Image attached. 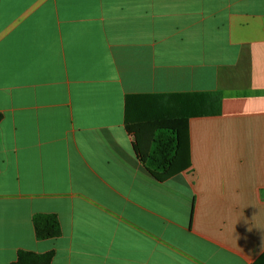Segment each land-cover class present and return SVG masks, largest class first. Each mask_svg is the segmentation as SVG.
Wrapping results in <instances>:
<instances>
[{
    "label": "crops",
    "instance_id": "1",
    "mask_svg": "<svg viewBox=\"0 0 264 264\" xmlns=\"http://www.w3.org/2000/svg\"><path fill=\"white\" fill-rule=\"evenodd\" d=\"M0 113V264H264V0H0Z\"/></svg>",
    "mask_w": 264,
    "mask_h": 264
},
{
    "label": "trees",
    "instance_id": "2",
    "mask_svg": "<svg viewBox=\"0 0 264 264\" xmlns=\"http://www.w3.org/2000/svg\"><path fill=\"white\" fill-rule=\"evenodd\" d=\"M1 118L2 115L0 114V120ZM185 121V119L173 120L171 122L159 124L156 127V130H158L156 134L154 131L149 151L144 152L140 147H138L137 143L134 145L136 152L139 154L141 159L145 161L149 171L158 180H163L175 172L172 168L174 162L180 156V151L182 149L181 133L186 127L185 124H182V127L178 124ZM174 124H177V126ZM36 220L37 218L34 219L37 234L41 236ZM50 258L51 253L35 255L27 252H19L17 260L14 264H48Z\"/></svg>",
    "mask_w": 264,
    "mask_h": 264
},
{
    "label": "rangeland",
    "instance_id": "3",
    "mask_svg": "<svg viewBox=\"0 0 264 264\" xmlns=\"http://www.w3.org/2000/svg\"><path fill=\"white\" fill-rule=\"evenodd\" d=\"M1 115H2V113H0ZM2 117H3V115H2ZM2 119V118H1ZM1 121V120H0Z\"/></svg>",
    "mask_w": 264,
    "mask_h": 264
}]
</instances>
